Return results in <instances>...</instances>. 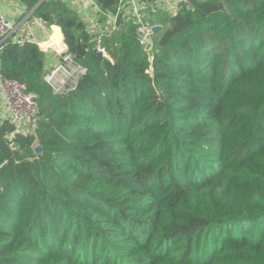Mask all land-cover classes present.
I'll list each match as a JSON object with an SVG mask.
<instances>
[{
  "label": "trees",
  "instance_id": "obj_1",
  "mask_svg": "<svg viewBox=\"0 0 264 264\" xmlns=\"http://www.w3.org/2000/svg\"><path fill=\"white\" fill-rule=\"evenodd\" d=\"M35 14L71 60L54 84L39 45L0 48L41 114L0 123V264H264V0H182L151 51L123 11L100 42L68 2Z\"/></svg>",
  "mask_w": 264,
  "mask_h": 264
},
{
  "label": "built area",
  "instance_id": "obj_2",
  "mask_svg": "<svg viewBox=\"0 0 264 264\" xmlns=\"http://www.w3.org/2000/svg\"><path fill=\"white\" fill-rule=\"evenodd\" d=\"M43 1L45 0H36L33 6H28L25 4L24 0H0V48L8 42L23 43L29 41L37 45L39 44L31 30L32 23H30V21L39 17L35 14V8ZM63 1L68 2L72 8L91 5L97 9L102 16L110 20L111 24L108 28L106 26L102 27V29H99L96 33L95 38H97L99 42L106 33L116 28L118 14L123 10L126 12L129 11L133 16L132 20L136 24L138 41L145 50L151 51L154 44V26L159 25L161 27V23L158 21L148 22L147 15L149 11H147L146 5L139 0H120L116 13L104 11L96 0ZM181 1L182 0H176L172 2V8H174L172 9L173 12L178 9ZM125 5H128L125 8H129V10H122ZM167 7H169V5H167ZM41 20L42 19L39 17L36 22L43 26ZM99 48L103 49L101 46H99ZM63 52L64 50L60 53L62 60H71V55L63 54ZM57 70L67 72L62 61L57 67ZM51 77H53V75L47 72L45 76L46 80L53 82ZM40 119L41 114L38 95L33 91H28L24 82L5 75L0 66V123L7 120L15 126V131L7 133V137L13 140L15 132L21 134L34 132ZM34 157L38 158V153L35 152Z\"/></svg>",
  "mask_w": 264,
  "mask_h": 264
},
{
  "label": "crops",
  "instance_id": "obj_3",
  "mask_svg": "<svg viewBox=\"0 0 264 264\" xmlns=\"http://www.w3.org/2000/svg\"><path fill=\"white\" fill-rule=\"evenodd\" d=\"M25 4H27L26 1ZM167 5L169 4L165 3V6ZM169 7L172 8L170 5ZM73 9H75L86 22L93 37L96 36L99 29H102V27L105 26L108 28L111 24L109 19L102 16V14L91 5H83L82 7L77 8L74 7ZM38 19L39 17H36L30 21V23H32L31 30L39 42L38 45L40 49L43 50L42 57L44 60L45 70L48 71L49 74L51 73L53 75L51 78L54 83H59L63 79L65 73L62 70H57V67L61 63L60 53L66 49L63 33L59 25L49 24L48 22L41 20L43 22V26H41L36 22Z\"/></svg>",
  "mask_w": 264,
  "mask_h": 264
},
{
  "label": "rangeland",
  "instance_id": "obj_4",
  "mask_svg": "<svg viewBox=\"0 0 264 264\" xmlns=\"http://www.w3.org/2000/svg\"><path fill=\"white\" fill-rule=\"evenodd\" d=\"M174 1H176V0H157L158 6H156L155 8H151V10L150 9H147V11H149L148 12V15H147L148 22H153V21H158L159 22V17H160V15L162 13L163 14H171V13H173L172 9H174V8H170V7L165 6V3H168L172 7L173 6L172 2H174ZM127 6L128 5H125L122 8V10L123 9L129 10V8H125ZM124 12L126 13L125 17L127 16V19H126L127 22L126 23L127 24L129 23L128 24L129 26L127 28H130L131 27V29H132L133 28V26H132L133 22H132L131 19L133 18V16L130 14L129 11H127V12L124 11ZM155 40H156V38L154 39V44H155Z\"/></svg>",
  "mask_w": 264,
  "mask_h": 264
},
{
  "label": "water",
  "instance_id": "obj_5",
  "mask_svg": "<svg viewBox=\"0 0 264 264\" xmlns=\"http://www.w3.org/2000/svg\"><path fill=\"white\" fill-rule=\"evenodd\" d=\"M55 0H49V2H54ZM160 28V26L159 25H156V26H154V30H158ZM39 55L42 57L43 56V50L42 49H40V51H39ZM34 150H35V152L36 153H38V154H40L42 151H43V146L41 145V144H36L35 146H34Z\"/></svg>",
  "mask_w": 264,
  "mask_h": 264
}]
</instances>
